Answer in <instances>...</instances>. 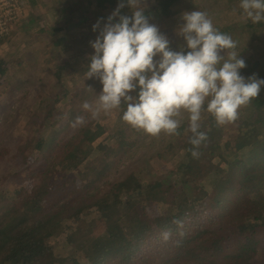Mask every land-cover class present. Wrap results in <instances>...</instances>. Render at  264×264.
Instances as JSON below:
<instances>
[{
  "label": "trees",
  "instance_id": "obj_1",
  "mask_svg": "<svg viewBox=\"0 0 264 264\" xmlns=\"http://www.w3.org/2000/svg\"><path fill=\"white\" fill-rule=\"evenodd\" d=\"M194 1L154 0L145 14L170 21L180 15V5ZM68 2L59 0L54 14L44 13L40 0H28L25 16L0 43L5 87L0 92V264H264V86L242 106L246 111L238 129L218 125L205 105L201 131L206 139L199 147L190 143L186 124H180L178 135L132 131L122 119L124 102L109 121L86 119L83 130L59 140L62 124L68 132L78 126L70 82L78 76L91 87L100 82L79 71L84 63L62 56L66 31L90 22V10L108 22L121 0ZM107 12L108 17L101 16ZM120 12L133 14L128 5ZM247 21L245 28L219 31L234 40L247 32L253 44L264 40V21ZM23 37L36 49L41 46L33 41L48 38L58 60L46 61L52 80L35 101L18 109L16 100L28 99L16 90L12 72H30L22 65L26 58L31 67L45 68L20 47ZM12 48L20 49L19 59L12 57ZM247 54L240 52L247 65L241 75L264 79L258 57ZM138 92L139 87L131 94ZM114 127L119 132L111 134ZM143 153L152 155L147 167L136 163ZM173 154L180 158L173 169L160 178L151 173ZM122 170L126 175L114 179ZM42 179L50 182L46 190L28 193L25 183ZM207 179L212 192L203 184ZM92 218L104 230L91 232Z\"/></svg>",
  "mask_w": 264,
  "mask_h": 264
},
{
  "label": "clouds",
  "instance_id": "obj_2",
  "mask_svg": "<svg viewBox=\"0 0 264 264\" xmlns=\"http://www.w3.org/2000/svg\"><path fill=\"white\" fill-rule=\"evenodd\" d=\"M143 2L121 0L91 41L95 53L86 74L98 78L103 89L94 105L85 102L83 107L96 117L127 103L123 121L152 136L161 132L178 135V117L187 112L190 143L199 147L206 139L201 131L205 105L218 125L234 122L239 109L259 96L264 79L241 75L247 65L236 51L237 42L220 32L207 12L183 14L179 34L189 49L185 53L170 48L167 36L149 22ZM126 5L132 9L131 16L120 12ZM239 6L253 23L264 21V0H241ZM98 28L100 21L93 30ZM138 87V95L133 96Z\"/></svg>",
  "mask_w": 264,
  "mask_h": 264
},
{
  "label": "rangeland",
  "instance_id": "obj_3",
  "mask_svg": "<svg viewBox=\"0 0 264 264\" xmlns=\"http://www.w3.org/2000/svg\"><path fill=\"white\" fill-rule=\"evenodd\" d=\"M153 1L154 0H144L141 6L145 9V11L150 10L151 4ZM64 2H65L64 5H69L68 0H64ZM240 2L241 0H196L192 2V4L185 3V4L180 5L179 7L180 15L176 19H173L170 21H161L157 18L154 19V17H150L149 22L152 24H155L159 28L160 32L167 36L170 42L169 46L172 50L181 51V49H188L185 39L183 38V36L179 34V29L185 22L182 18L185 12H191V11H197V10L205 11L208 13L210 19L213 22V25L217 29L226 30L230 27L236 26L238 27V30H239L242 27L244 28L247 27L248 25V21H247L248 17L246 16V14H244L243 10L240 8L239 6ZM81 4L82 6L85 5L84 2H81ZM47 6H48V10L52 11L54 9L53 6H55V4L54 3L49 4L48 2ZM46 12L48 11L46 10ZM101 16L108 17L109 13L108 12L103 13ZM87 17L91 19L90 22L85 23L84 25L72 26L66 31L67 45H66V49L64 53L62 54V56L69 59L70 61H73V63L75 61L84 63V64H81V66H78L79 71L82 70L84 72L88 70V66L91 63V56L95 53V49L91 45H88V44H91V41H94L99 36L100 30L103 28L104 24L107 23L99 19L100 18L99 16H98L99 18L97 19V15L95 11L93 10L92 12L90 10V12L87 14ZM97 21H100V28L94 31L93 26L97 24ZM254 32H255L254 30H251L252 34H254ZM248 35L249 34L247 32H244L242 36H239V35L235 36L236 37L235 41L237 42V45L240 48L239 50H236V51L241 52V53L242 51H245V50L248 51L249 54L247 55H251L256 58L258 57V61L264 67V52H263L264 51V43H263L264 40L262 41L258 40L255 44H253L251 43L252 38H250V36ZM74 37H79L77 39V43H76L77 45L73 42ZM260 37L264 39V37H262L261 35ZM27 41H28L27 37L26 38L23 37V39L19 38L20 47H22L24 50L31 51L32 55L35 58H37L41 62H44L40 64V67H45V68L38 69L37 67L39 66H35L34 68L31 67L32 60L29 58H26L24 62L22 63V65L23 64L25 65V66L23 65L24 68H27L29 66V69H31V71L28 72L25 69V72H17V70L16 71L14 70L12 72L13 73L12 75L13 84L14 86H17L16 90L19 91L20 96H24L26 97V99H28V100H24L23 102L21 98H20V101L16 100L15 107H17L18 104H20V107L27 106L28 103L31 102L32 100L34 101L36 100V98L40 95L41 91L46 87L45 85H47L48 82L52 80L53 78L52 75H50L52 74L51 70H46V68H48L46 66L47 65L46 61L57 63V60H58L57 56L54 54L55 51H53L52 49V42L48 38L37 39L36 41H33L35 45L39 44L41 46L39 49L28 47ZM28 42H29L28 45H31L32 41L29 40ZM45 48L49 50L48 51L44 50ZM12 50L13 51H11V53H14L12 57L15 56L17 59H19V55L22 56V54L20 53V49L16 50L15 48H12ZM57 54L60 55L59 53ZM156 59H159V56H157ZM93 78L95 80H99L96 77H93ZM28 80H31L32 83H29L30 81ZM84 82L85 80L82 76H78V78L70 82L69 87L73 91V97L77 99L76 102L72 101L73 102L72 105H73V111H75V113L78 114L79 116L78 126H75L71 132H68L69 126H67V123L62 124L60 127V131L58 129L60 133L59 140H62V138H64V134L73 136V134H75L76 132L83 130L82 126H83V123L86 121V119L89 122L91 120L93 121L97 119L98 117L99 119H101V121L106 122L110 120V117L115 112L114 109L107 113L101 111L99 116L93 117L91 111L86 110L83 107V105L85 102H88L89 104L94 105L98 100L100 92H102L103 85L101 82H97L96 85H92L91 87L89 86V84L84 83ZM4 88H5L4 84L3 82H1L0 92L4 90ZM27 101L29 102L27 103ZM244 111H246V109L241 107L239 109L238 119L235 120L234 122L227 123L228 127H230L231 129H238L242 122V117L240 115H242ZM178 118L181 120V124H184V125L186 124L185 128L190 130L189 114L187 112H182L181 116ZM121 128L122 127H120V130ZM137 130L138 129H135V128L132 129V131H137ZM130 131H131V128H130ZM139 131L144 132L143 130H139ZM117 132H119V129L117 127H114L111 130V134H115ZM162 134L163 132L160 133V135ZM84 148H86V146H84ZM151 156L152 155L150 153L141 154L139 161L136 162L137 165L141 167H145V166L147 167V164L149 163V159L151 158ZM178 161H180V158L176 154H173L170 158L166 160V162H164L163 160L160 164H157L155 166V170L151 171V173L152 174L156 173L155 175L157 176V178H160L162 173H165V169L166 170L173 169L178 164L177 163ZM122 175L123 176L126 175L124 170L116 174L113 178L118 180L117 178H122ZM49 183H50L49 180L42 179V180H38L35 182L25 183L24 187L27 189L28 193L33 195L36 192L45 191ZM203 184L207 186V189L209 192L213 191L214 186H213V183H211L209 179L205 180ZM5 188H6V185H3L2 189H5ZM57 190L59 189L57 188ZM61 191H62V188L60 192ZM96 220L97 218H92L90 220V221L96 222L92 224L91 232L104 230V228ZM83 245L85 247L87 246L86 240L83 242Z\"/></svg>",
  "mask_w": 264,
  "mask_h": 264
},
{
  "label": "built area",
  "instance_id": "obj_4",
  "mask_svg": "<svg viewBox=\"0 0 264 264\" xmlns=\"http://www.w3.org/2000/svg\"><path fill=\"white\" fill-rule=\"evenodd\" d=\"M22 0H0V43L11 33L13 25L25 16Z\"/></svg>",
  "mask_w": 264,
  "mask_h": 264
},
{
  "label": "crops",
  "instance_id": "obj_5",
  "mask_svg": "<svg viewBox=\"0 0 264 264\" xmlns=\"http://www.w3.org/2000/svg\"><path fill=\"white\" fill-rule=\"evenodd\" d=\"M23 1V4L25 5L26 4V0H22ZM40 2L42 3V6H43V10L45 11L44 13H46V10L47 11H49L48 10V6H47V4H48V2H49V4L51 3H54L55 4V6H53V10H52V12L54 13V10H56L57 8H58V6H59V0H40ZM28 13H29V11H28ZM55 14V13H54ZM20 27V26H19ZM20 32V31H19Z\"/></svg>",
  "mask_w": 264,
  "mask_h": 264
}]
</instances>
